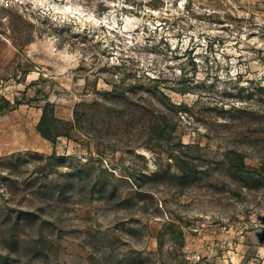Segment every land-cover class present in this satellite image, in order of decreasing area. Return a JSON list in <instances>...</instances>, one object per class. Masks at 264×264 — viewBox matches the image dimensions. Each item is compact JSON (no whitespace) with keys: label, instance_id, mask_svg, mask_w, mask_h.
I'll use <instances>...</instances> for the list:
<instances>
[{"label":"rangeland","instance_id":"1","mask_svg":"<svg viewBox=\"0 0 264 264\" xmlns=\"http://www.w3.org/2000/svg\"><path fill=\"white\" fill-rule=\"evenodd\" d=\"M259 84L264 0L0 5V94L10 100H0V172L10 175L7 156L26 157H14L16 181L0 178V264H264ZM46 101L65 119L81 112L103 152L81 133L42 137ZM234 150L250 178L228 162ZM35 151L70 155L62 173L81 166L86 181L61 176L74 182L68 200H48L51 175L31 181L43 162ZM177 155L199 170L189 182L177 178ZM97 166L116 176L123 204L87 193ZM140 174L144 192L124 180ZM28 208L38 215L16 223ZM170 220L183 240L164 227ZM71 241L87 254L69 250Z\"/></svg>","mask_w":264,"mask_h":264},{"label":"trees","instance_id":"2","mask_svg":"<svg viewBox=\"0 0 264 264\" xmlns=\"http://www.w3.org/2000/svg\"><path fill=\"white\" fill-rule=\"evenodd\" d=\"M257 92H260L262 95H264V84L257 85ZM0 100H2L3 105H10V100L5 98L3 95L0 94ZM16 104L18 101L16 100ZM0 105L3 106V105ZM54 103L50 101H46L43 104L39 105V108H41V115L39 118V121L36 125V129L39 132V134L50 141L51 143H55L60 137H66V138H72L75 133H81L89 138H91L94 141V145L96 147V153L100 154L103 152V149L100 148L102 145L101 139L99 137V133L97 129L92 127H84L82 123L81 118V112L75 110L73 111L72 117L69 119L62 118L61 116H58L54 111ZM187 145H189L187 143ZM36 160H41L43 162H39L37 165H35L33 168V173L31 176H33V179L31 181H35L39 179L40 183V176H48L51 175L47 181L45 182L46 186L42 187L43 192H47L49 195L47 197L48 200L51 201H64L65 199L68 200V189L70 188V185L74 182L72 180L63 181L61 176L71 177L73 176L75 180L81 179V181H86V177L88 173L86 172L84 174V167L77 166L74 168L71 172H68V174H63L61 169V164L64 159L71 158L70 155L66 154H56L55 152H52L47 155L39 154L38 152H29ZM231 155H227L228 162L231 166H233L234 170H236L237 173H241L244 178L248 179L250 178V175L247 173L246 170H242V166L244 164V158L243 154H241L239 151L234 150L231 151ZM13 155H9L5 158L7 162H11V164L8 165V167H12L9 171V174H4L0 172V178L2 180H5L7 182H14L17 180L16 177H12L13 168H16L15 166H18L20 164L14 165V160H25L26 157L24 156H18L15 157ZM87 161H91L93 158V155H88L86 157ZM176 165L178 168L177 178L178 180L182 182H189L188 178H191V176H196L198 174V169L191 164L190 161H188L185 157L177 155L175 157ZM21 166V165H20ZM90 168H95L93 165ZM19 175V174H18ZM17 175V176H18ZM145 174H140L139 176ZM95 179L94 181H90L88 184L85 185L87 193L90 196H94V194H98V196L105 197L106 199L116 201L118 203L122 202V204L126 200V193L122 194L120 189H118L115 185V181L117 180L116 176L113 175V173H110L106 171L105 168L101 166L96 167L95 172ZM126 177V178H125ZM124 177V180L128 184V187H135L132 190L136 192H144V189L140 185V181L143 179L141 177H137L134 175H126ZM45 180L46 177L44 176ZM116 178V179H115ZM30 181V182H31ZM69 182V183H66ZM40 185V184H39ZM16 215V223H20L22 220L25 219H34L38 214L37 211H34L33 209H18L15 212ZM22 221V222H23ZM21 222V223H22ZM24 224V223H23ZM165 228L169 227L171 233H177L181 240L184 239V231L180 228V226L175 223L174 221L170 220L166 225H164ZM75 242V241H71ZM73 247L70 248L72 252H75L79 255L87 254V251L83 249V246H80V243H72Z\"/></svg>","mask_w":264,"mask_h":264},{"label":"built area","instance_id":"3","mask_svg":"<svg viewBox=\"0 0 264 264\" xmlns=\"http://www.w3.org/2000/svg\"><path fill=\"white\" fill-rule=\"evenodd\" d=\"M15 0H0V5H5L6 3L12 2Z\"/></svg>","mask_w":264,"mask_h":264}]
</instances>
